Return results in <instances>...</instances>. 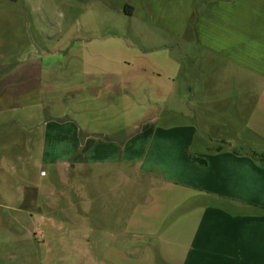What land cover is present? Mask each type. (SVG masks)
<instances>
[{
  "label": "crops",
  "instance_id": "1",
  "mask_svg": "<svg viewBox=\"0 0 264 264\" xmlns=\"http://www.w3.org/2000/svg\"><path fill=\"white\" fill-rule=\"evenodd\" d=\"M243 1L206 0L198 9L197 0H132L131 17L154 28H133L145 36L133 49L112 43L109 57L102 43L94 44L65 61L43 59L56 49H35L15 65L0 66V124L16 111L34 126L43 124V160L67 169L69 182L85 170L84 191L92 192L94 177L107 178L108 187L147 188L153 195L147 225L169 264H264V168L253 163L251 149H223L209 134L231 128L236 114L249 122L253 112L236 109L241 94L224 90L212 68L201 76L199 60L201 52L210 63L219 52L226 59L242 53L244 66L264 74V25L252 28L246 13L255 0ZM238 9L242 21H236ZM156 31L163 36L158 43L150 39ZM125 100L141 115L127 134L112 118L124 113ZM44 111L49 115L38 117Z\"/></svg>",
  "mask_w": 264,
  "mask_h": 264
},
{
  "label": "rangeland",
  "instance_id": "2",
  "mask_svg": "<svg viewBox=\"0 0 264 264\" xmlns=\"http://www.w3.org/2000/svg\"><path fill=\"white\" fill-rule=\"evenodd\" d=\"M130 1L0 0V66L15 65L35 49L58 50L43 58L54 61L80 58L79 53L100 43L109 57L112 43L129 44L133 49L145 36H136L131 30L154 28L124 12ZM243 2L236 0L242 6ZM205 3L206 0H197L198 9ZM254 3L246 18H250L252 28H258L259 23L264 25V6L260 0ZM235 14L236 21H242L243 10H235ZM162 37L156 31L150 39L158 43ZM226 55L219 52L210 63L209 56L201 52V76L212 68L211 73L219 77L224 90L241 94L236 109L250 107L253 115L247 122L236 114L231 128L220 127L209 134L216 137L214 145L223 149L239 153L251 149L253 163L264 168L255 157L264 153V74L253 65L244 66L242 53L238 60L234 56L226 59ZM194 64L195 60L189 59L187 67ZM124 107L123 114L112 118L127 128V134L131 133L135 116L141 115L140 111L139 115L130 112L133 107L129 100H125ZM23 115L17 111L7 114L6 121L0 124V264H169L163 244L156 239L153 227L147 225L146 209L153 201L147 188L127 187L119 182L118 187H108L107 178L94 177L89 181L92 192L80 189L79 185L87 180L85 170L73 172L75 182H69L67 169L59 163L46 162V153L44 161L43 124L34 126L36 122L24 121ZM48 115L49 111L38 113L43 119ZM146 115L152 114L146 111ZM174 120L185 121L180 116H174ZM239 141L249 148L240 147ZM228 142L234 147H229ZM45 149L48 150L47 142ZM98 171L94 168L93 174ZM26 198L33 201L26 203ZM119 204L123 210L116 206Z\"/></svg>",
  "mask_w": 264,
  "mask_h": 264
},
{
  "label": "trees",
  "instance_id": "3",
  "mask_svg": "<svg viewBox=\"0 0 264 264\" xmlns=\"http://www.w3.org/2000/svg\"><path fill=\"white\" fill-rule=\"evenodd\" d=\"M124 12H125L126 14L130 15L131 12H132V7H130V6H126L125 9H124ZM195 13H196V12H194V13L192 14L191 21L195 19V16H196ZM255 157H256L260 162H262V164L264 165V155H259V156H256V155H255ZM190 158H191L193 161H195V162H197V163H199V164H201V165H204V164H205L203 160L196 159V158H194L193 156H190Z\"/></svg>",
  "mask_w": 264,
  "mask_h": 264
}]
</instances>
